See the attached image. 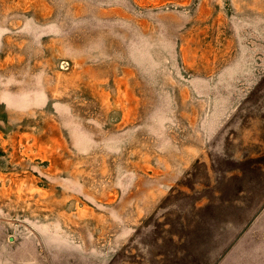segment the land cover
<instances>
[{
  "label": "rangeland",
  "instance_id": "obj_1",
  "mask_svg": "<svg viewBox=\"0 0 264 264\" xmlns=\"http://www.w3.org/2000/svg\"><path fill=\"white\" fill-rule=\"evenodd\" d=\"M258 237L264 0H0V264H239Z\"/></svg>",
  "mask_w": 264,
  "mask_h": 264
},
{
  "label": "crops",
  "instance_id": "obj_2",
  "mask_svg": "<svg viewBox=\"0 0 264 264\" xmlns=\"http://www.w3.org/2000/svg\"><path fill=\"white\" fill-rule=\"evenodd\" d=\"M244 247V244L232 246L233 258L237 257L239 264H264V238L249 240L247 248Z\"/></svg>",
  "mask_w": 264,
  "mask_h": 264
}]
</instances>
